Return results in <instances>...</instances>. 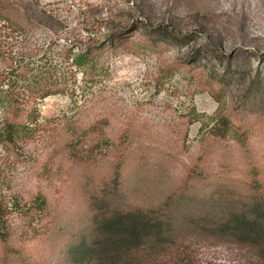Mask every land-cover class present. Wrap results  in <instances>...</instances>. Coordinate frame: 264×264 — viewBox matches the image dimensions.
Segmentation results:
<instances>
[{
	"label": "rangeland",
	"instance_id": "obj_1",
	"mask_svg": "<svg viewBox=\"0 0 264 264\" xmlns=\"http://www.w3.org/2000/svg\"><path fill=\"white\" fill-rule=\"evenodd\" d=\"M0 2L27 28L0 29V53L15 58L55 63L65 47L78 53L89 37L100 45L109 27L128 28L124 46L107 51L105 70L94 81L71 67L70 93L36 104L41 123L58 125L78 106H91L84 124L101 121V135L119 145L112 151L116 160L125 155L133 167L143 164L142 184L127 193L128 202L172 201L180 220L194 212L219 219L248 208L260 196L256 191L264 195V0ZM6 59L0 54V69ZM62 131L55 140L43 131V137L20 141L11 154L0 143V199L18 196L24 210L7 215L16 244L44 264H73L67 251L87 227L90 196L108 175V161L115 164L110 155L99 165L66 159L58 148ZM38 191L48 198L45 218L27 211ZM43 224L44 235L26 238L25 228ZM193 242L195 264L258 261L257 250L235 242ZM5 254L0 245V264Z\"/></svg>",
	"mask_w": 264,
	"mask_h": 264
},
{
	"label": "trees",
	"instance_id": "obj_2",
	"mask_svg": "<svg viewBox=\"0 0 264 264\" xmlns=\"http://www.w3.org/2000/svg\"><path fill=\"white\" fill-rule=\"evenodd\" d=\"M8 6L0 2V29L9 27L11 32H25L27 28L22 21L11 18ZM128 32V28L113 25L102 35L104 41L100 45L96 44L98 39L89 37L91 42L85 49L77 53L65 47L60 52L62 58L55 63L46 57L39 61L25 55L15 58L10 52L0 53L7 56L0 69V143L11 154L19 148L20 141L43 137V131L55 140L59 136L56 131L62 129L63 145L58 148L66 159L86 165H99V161L109 155L115 159V164L108 161V175L97 187V192L90 196V218L84 226L87 227L67 251L73 264H195L193 240L199 238L235 242L255 249L258 261L254 264H264V195L260 191H256V195L261 197L252 199L248 208L230 209L219 219L194 212L180 220L177 213L172 212V201L148 207L127 201V193L142 184L143 164L133 167L131 159L127 160L125 155L116 160L112 151L118 152L119 145L101 135V121L84 124L90 116V105L78 106V111L65 117L63 124L58 125L54 120L46 124L39 121L37 102L70 93L73 67L94 81L105 70L102 57L108 50L124 46ZM93 133L96 136L89 140ZM58 143L59 140L55 142ZM50 171L47 168L43 173ZM35 195L27 211L35 213L37 210L45 218L47 195L40 191ZM22 207L18 196L0 199V245L6 252L3 264H44L34 256L25 255L24 248L16 244V229L7 215L16 210L23 214ZM193 227L197 232L190 231ZM40 228L27 227L23 231L31 240L47 232L46 224Z\"/></svg>",
	"mask_w": 264,
	"mask_h": 264
}]
</instances>
